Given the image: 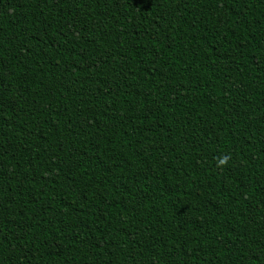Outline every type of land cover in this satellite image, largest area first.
I'll return each mask as SVG.
<instances>
[{
	"label": "trees",
	"instance_id": "1",
	"mask_svg": "<svg viewBox=\"0 0 264 264\" xmlns=\"http://www.w3.org/2000/svg\"><path fill=\"white\" fill-rule=\"evenodd\" d=\"M0 264H264V0H0Z\"/></svg>",
	"mask_w": 264,
	"mask_h": 264
}]
</instances>
